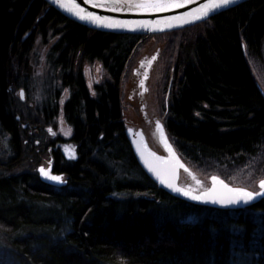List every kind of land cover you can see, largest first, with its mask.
<instances>
[{
	"label": "trees",
	"instance_id": "1",
	"mask_svg": "<svg viewBox=\"0 0 264 264\" xmlns=\"http://www.w3.org/2000/svg\"><path fill=\"white\" fill-rule=\"evenodd\" d=\"M162 36L176 57L165 125L183 160L201 175L227 177L264 157V96L249 63L264 56V0L151 38ZM145 39L90 30L44 0H0V129L13 152L0 169L21 160L23 118L10 106V69L37 40L48 45L49 68L59 69L54 97L69 89L61 110L79 155L70 163L56 155L68 182L62 189L30 172L0 176V223L12 248L0 251L11 257L0 264H236L242 257L264 264V201L232 213L196 207L159 190L138 166L124 132L121 89ZM91 64L105 74L93 90L82 71ZM61 110H43L45 119ZM56 207L62 217L43 220Z\"/></svg>",
	"mask_w": 264,
	"mask_h": 264
},
{
	"label": "rangeland",
	"instance_id": "2",
	"mask_svg": "<svg viewBox=\"0 0 264 264\" xmlns=\"http://www.w3.org/2000/svg\"><path fill=\"white\" fill-rule=\"evenodd\" d=\"M168 39V36L147 37V39L141 43L142 48L134 54L128 64V68H126L121 89L124 128L125 124L130 123H141L140 125L148 126L143 113L146 109V100L150 109V117L164 120V122L166 120L165 107L168 104L167 101L172 91L171 88L175 73L176 58L174 51L171 50L169 53L166 52L165 47ZM47 50L48 45H44L40 40H37L36 43H34L30 55H28L27 58L25 57V60L24 58L22 60H13L14 66L10 69V72L14 74L15 86L11 90L10 106L18 118H23V125L20 131H18L20 136L19 142L21 143V145L19 144V147H21L19 155L21 160L18 161L17 166L11 168L9 171L0 169V176L7 174L16 176L30 172L31 174L37 173L36 175L40 178L39 168L44 165H49L51 151L48 150V146L50 141L56 134H60L62 136L61 138L66 140L69 136L68 132L71 131L63 123L65 121L62 119L64 117L62 116L61 110L63 101H61L60 98L54 97V92L57 90L55 85L60 84L58 82L60 78L59 69L49 68L47 65ZM157 52L158 56L156 59L155 55ZM150 59H156V61L152 69H150L151 71L146 87L147 92L144 95L146 100L145 98L141 100L142 98H139V84L141 82V75L144 74L147 68L140 67L146 64ZM249 63L259 86L264 91V56L262 61L250 59ZM136 70H140L141 75H136ZM82 71L87 80L86 84L91 90L94 89L95 85L104 80L105 74L98 64L85 66ZM66 91L67 90L62 91V96H64V92ZM68 94L70 96L69 91ZM55 104H59L61 111L54 119L47 121V119H45V111L43 110L47 108L50 109V107H54ZM50 129L51 132L49 131ZM9 138H11L10 135H7L6 132L0 129V164L4 163L5 165L8 163L9 158L13 154ZM69 146L75 147L76 152H78L75 143ZM116 155H118V151H116ZM108 159H111L110 156L104 155L103 160L108 161ZM111 164L116 165L121 164V162L116 163L112 160ZM117 171V175L121 179L127 180V178H129V175L125 176L119 168ZM199 175L206 179L211 176H219L229 184L256 190V183L264 178V157L261 155V157L259 156L256 160L248 162L244 166H239L237 169L234 168L227 177L215 173ZM63 179L65 181L67 180L65 175ZM58 209L59 208L56 207L55 210L51 209L52 212L48 211L47 216H44L43 220L49 219V216L56 220L60 219L63 214L59 212ZM228 212L232 213L234 211ZM190 219L194 218L190 217ZM37 222L40 223L41 221L37 220ZM230 227L234 232H238L239 230V228H235L233 225H230L229 229ZM6 232L7 229L0 223V251L12 249L10 247L11 238ZM10 259L11 257L5 260L0 257V262L10 263ZM236 264L254 263L252 261L250 263L248 259L242 257Z\"/></svg>",
	"mask_w": 264,
	"mask_h": 264
},
{
	"label": "water",
	"instance_id": "3",
	"mask_svg": "<svg viewBox=\"0 0 264 264\" xmlns=\"http://www.w3.org/2000/svg\"><path fill=\"white\" fill-rule=\"evenodd\" d=\"M51 8L55 9L70 21L78 23L90 30L102 32L106 34L115 35H135V36H158L165 35L173 32H178L186 30L202 24L211 18L236 8L250 0H236V3L230 4L227 7H222L209 11L207 17L203 19L196 20L193 17H188V13L196 14V10L199 9L201 13L205 11L203 5L209 4L210 0H192L187 7L182 9H174L169 12H155L150 10H143L135 7L136 4L143 3L145 0H118L115 4H107L105 7H93V3L98 2V0H76L82 8L86 9L88 12L97 14L103 18H110L116 21L127 24V27L121 28H108L100 26L96 23L85 21L79 19L72 11L68 9L72 7V0H63L64 6L58 3L57 0H44ZM115 7L117 10H111ZM122 9V10H120ZM173 17H181V20H173ZM186 20H192V22H185ZM143 25V26H141ZM156 59L158 52L155 55ZM156 59L149 60L146 64H143L140 68H147L144 74H140V70H136V75H141V82L139 98L144 100L145 93L147 92V83L149 80L150 69H152ZM260 87V86H259ZM261 93L264 96V91L261 89ZM146 100V98H145ZM149 105H147L144 113V119L148 126L140 124H125V136L133 153V156L143 171V173L157 186V188L172 198L188 203L190 205L207 208L211 210L218 211H240L244 209H249L258 203L264 201V197H258L251 204L245 205L243 203L239 205L225 206L220 203H205L202 200H193L188 196H184L182 193H178L169 188L166 183H161L157 174L150 170L149 164L152 167L158 169L166 179L172 182L175 186H178L185 190H190L193 195H199L204 197L205 193L211 192L213 188L216 189V196L227 195L228 193L224 189L223 185L213 183V177H217L219 180L223 181L230 188L244 189L251 192H260V182L264 181V178L260 179L256 183V190H251L245 187L232 185L220 178L219 176H211L210 178H204L200 176L195 170H193L181 157L175 146L173 145L169 134L166 129L164 120L155 119L150 117ZM162 126V127H161ZM170 146V147H169ZM62 154L68 161L76 162L78 160V154L76 148L66 145L62 148ZM148 161V164L145 161ZM182 165V166H181ZM44 168L45 171H49L51 175L60 176L63 175L53 173L52 167H40ZM39 168V169H40ZM40 180L43 184L56 187L59 189L65 188L67 186V181L63 179V183H58L47 179L39 171ZM206 198V197H205Z\"/></svg>",
	"mask_w": 264,
	"mask_h": 264
},
{
	"label": "snow or ice",
	"instance_id": "4",
	"mask_svg": "<svg viewBox=\"0 0 264 264\" xmlns=\"http://www.w3.org/2000/svg\"><path fill=\"white\" fill-rule=\"evenodd\" d=\"M58 3H61V6H64L63 0H57ZM91 2V0H90ZM118 0H98V2L93 3V7H105L107 4H115ZM192 0H145L143 3L136 4L135 7L143 10H150L155 12H169L174 9H182L188 6ZM236 3V0H210L209 4L203 5L205 11L201 13L199 9L196 10V14L188 13V17H193L196 20L203 19L207 17L209 11L219 9L222 7H227L230 4ZM72 11L79 19L96 23L103 27L108 28H121L127 27L128 25L120 21H116L110 18H103L97 14L88 12L86 9L82 8L76 0H72V7L68 9ZM111 10H117L115 7H112ZM122 10V9H120ZM173 20H181V17H173ZM185 22H192V20H186ZM143 26V25H141ZM162 127V126H161ZM51 132V129L49 130ZM170 147V146H169ZM148 164V161H145ZM182 166V165H181ZM151 171L155 172L158 178L161 180V183H166L169 188H173L174 191L182 193L184 196H188L193 200H202L205 203H220L225 206L239 205L241 203L248 205L254 202L258 197H264V181L260 182V192H251L244 189L230 188L227 184H224L223 181L219 180L217 177H213V183H219L223 185L224 189L228 193L227 195L216 196V189L213 188L211 192L205 193L204 197L199 195H193L190 190L182 189L178 186H175L172 182L168 181L160 171L151 164H149ZM40 173L44 175L47 179L52 181L63 183V178L60 176L51 175L49 171H45L44 168L39 169ZM206 197V198H205Z\"/></svg>",
	"mask_w": 264,
	"mask_h": 264
},
{
	"label": "flooded vegetation",
	"instance_id": "5",
	"mask_svg": "<svg viewBox=\"0 0 264 264\" xmlns=\"http://www.w3.org/2000/svg\"><path fill=\"white\" fill-rule=\"evenodd\" d=\"M149 38V37H148ZM67 91L66 92H64V96H62L61 95V97H63V98H60L61 99V101H63V105L70 99V96H69V94H68V91H69V89H66ZM70 93V92H69ZM63 108V106L61 107V109ZM64 118H62V119H64L63 121V123H64V125L69 129V130H71V127H70V125H69V123H67L66 122V118H65V116L64 115H62ZM62 122V121H61ZM69 134V136L66 138V140H63L61 137V135L60 134H56L55 135V137H53V139L50 141V143H49V146H48V150H50L51 151V156H50V161H49V165H47V166H42V167H52V170H53V173H55V174H60V175H65L64 173H60V171H59V168H58V166H57V164H56V155H58V157H60L61 159H63L65 162H67V163H70V162H73V161H68V160H66L65 159V157L63 156V154H62V148L64 147V146H66V145H72L74 142H73V138H72V135H73V133H72V130L71 131H69L68 132ZM75 146V145H74ZM12 153V152H11ZM13 155V154H12ZM12 157V156H11ZM11 157L9 158V160L11 159ZM35 175L37 174V173H34ZM37 176V178H38V180H39V182L40 183H42L41 182V180H40V178L38 177V175H36ZM43 184V183H42ZM44 186H48V185H45V184H43ZM52 188H54V189H56V187H52ZM57 189H59V188H57Z\"/></svg>",
	"mask_w": 264,
	"mask_h": 264
},
{
	"label": "bare ground",
	"instance_id": "6",
	"mask_svg": "<svg viewBox=\"0 0 264 264\" xmlns=\"http://www.w3.org/2000/svg\"><path fill=\"white\" fill-rule=\"evenodd\" d=\"M61 14V13H60ZM62 15V14H61ZM63 17H65L64 15H62ZM66 18V17H65ZM66 19H68V18H66ZM69 20V19H68ZM73 22V21H72ZM75 23V22H74ZM78 24V23H77ZM113 35H115V34H113ZM4 174H6V173H4ZM2 176H4V177H7V178H12L13 176H11V175H9V174H7V175H2ZM19 184H15V186H18ZM46 187H49V188H52V186H46Z\"/></svg>",
	"mask_w": 264,
	"mask_h": 264
}]
</instances>
